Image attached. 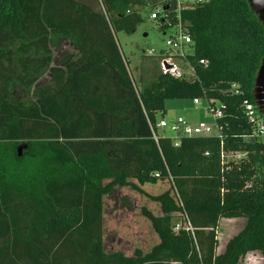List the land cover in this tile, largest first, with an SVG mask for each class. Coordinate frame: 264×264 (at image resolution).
<instances>
[{
	"label": "trees",
	"instance_id": "trees-1",
	"mask_svg": "<svg viewBox=\"0 0 264 264\" xmlns=\"http://www.w3.org/2000/svg\"><path fill=\"white\" fill-rule=\"evenodd\" d=\"M97 1L93 11L73 0H0V264H241L252 252L264 259V140L243 106L254 104L264 57L257 16L242 0H208L183 13L194 76L158 74L137 88L115 35L142 22L144 1ZM63 43L73 52L51 67ZM168 100L220 111L221 139L159 136ZM162 182L168 188L158 194L144 190ZM124 189L160 211L143 205L157 243L129 255L107 251L104 236V201L129 209L116 193ZM222 219L244 226L217 254Z\"/></svg>",
	"mask_w": 264,
	"mask_h": 264
},
{
	"label": "rangeland",
	"instance_id": "rangeland-1",
	"mask_svg": "<svg viewBox=\"0 0 264 264\" xmlns=\"http://www.w3.org/2000/svg\"><path fill=\"white\" fill-rule=\"evenodd\" d=\"M73 1L87 6L93 11H96L99 8V3L97 0ZM140 12L142 22L136 26L132 33L127 34L124 32H117L115 35L117 46L119 47L123 58L128 63L130 76L137 88H139L142 83L147 84L153 79V77L159 74L157 69L158 58L156 56L149 57L147 55L148 52H154L155 54H158L159 52L166 50L165 37L163 36V32L160 29L159 22L150 20V11L148 9H143ZM61 48V52H53L51 67H57L60 65L59 59L61 58V55L70 54L73 52L72 46H70L68 43H63ZM46 82H48V73H46L44 77H42L38 81L37 84L42 85ZM18 94H20V96L23 98L26 97V95L22 94L21 92H18ZM206 107L207 106L204 104L194 105L193 102H190L188 100H168L165 102L166 113L164 115V119L168 122H171L176 118L181 117L192 125L203 123L209 126H213V113L210 112ZM215 133L216 132L213 131V134ZM157 134L159 136H167L174 142H177L180 138L184 137L182 135V132L175 133L167 129H158ZM143 187L144 190L148 192L147 194L154 195L167 189L168 184L165 182L159 183L157 186L145 184ZM116 193H118L119 196L126 194L125 201L130 203V208L128 209V211L130 212V214L135 216L134 220H136V224H139L141 228L143 241L140 242V240H135L137 235L134 233L130 225L126 227L122 226L120 223L117 227H115V229L112 227L113 223L117 225V223L122 220V215H120L117 210L115 211L114 209H118L120 213L122 212L120 210L124 211L127 209L120 208V205L118 203L114 204V199L112 197L113 200H111L110 198L104 201L106 215L104 221V236L107 251L110 252L117 249V247L111 248L109 245V239L112 238V236H115L112 230L119 231L124 240H129L128 244L125 243L123 246H118L119 249H122L125 254L132 253L133 248L136 246L141 247L142 250H149L150 247L155 243V235H152L150 233V228L148 223H146V220L142 221L143 217H141L142 215L140 213V210L142 209L143 205L149 204L151 213L153 215H159V207L149 202L144 196L133 191L124 189L120 191L117 190ZM153 210L154 212H152ZM115 212H117L120 216L115 217ZM179 221H181V218L177 217L174 220V223L178 224ZM242 224H244L243 219H224L219 223L217 230V242L219 249L224 246L227 240L233 237V234L236 235V233L242 229ZM141 235L138 234L137 238L140 239L142 237Z\"/></svg>",
	"mask_w": 264,
	"mask_h": 264
},
{
	"label": "built area",
	"instance_id": "built-area-1",
	"mask_svg": "<svg viewBox=\"0 0 264 264\" xmlns=\"http://www.w3.org/2000/svg\"><path fill=\"white\" fill-rule=\"evenodd\" d=\"M144 5L142 9H148L150 11V20L159 22V26L165 37L166 50L161 51L158 54L154 52H148L149 57H157L158 60V72L162 75L170 76L174 79H187L194 76V69L188 62L194 52L192 40L188 34L186 22L183 20V13L191 11L199 6L204 5L208 0H143ZM136 8H139L136 6ZM141 9V8H139ZM204 67L205 61L200 62ZM232 89L237 94V86H233ZM194 105H200L198 100L192 101ZM245 109V117L247 123L254 128V136L258 139L264 140V119L262 115L257 112L255 104H251L248 101L243 102ZM213 113V117L219 118L222 113L212 107H206ZM156 129H167L172 132H182L184 137H218L221 139L220 128L213 123V126H209L203 123L192 125L181 117L176 118L174 121L168 122L166 120L160 121L156 125ZM152 131V129H151ZM213 131L216 133L213 134ZM153 139L156 141V137L152 131ZM175 142V144H177ZM237 159L240 155L235 156ZM181 225L178 223L175 225L174 230L178 231ZM185 229L192 233V229L187 224Z\"/></svg>",
	"mask_w": 264,
	"mask_h": 264
},
{
	"label": "crops",
	"instance_id": "crops-1",
	"mask_svg": "<svg viewBox=\"0 0 264 264\" xmlns=\"http://www.w3.org/2000/svg\"><path fill=\"white\" fill-rule=\"evenodd\" d=\"M135 183V182H134ZM125 196H126V194H125ZM149 206H147V208H148ZM115 211L117 210V212L120 214V215H122V220H120L119 221V223H117V225L115 224V223H113L112 224V227L115 229V227H117L120 223H121V225L122 226H131L132 227V230L134 231V233L138 236V234L139 235H141V228H140V226H139V224H136V220H134V218H135V216H133L132 214H130V212L128 211V209H126V210H120V211H122L121 213L119 212V210L118 209H114ZM117 212H115V217L116 216H120ZM131 216V217H130ZM114 217V218H115ZM142 217V216H141ZM130 219H132V220H130ZM140 219H142V218H140ZM222 220H224V219H222ZM221 220V221H222ZM227 220V219H226ZM231 220H235V219H231ZM142 221H144V218L142 219ZM220 221V222H221ZM219 222V223H220ZM147 223V222H146ZM144 224V223H143ZM241 226H244V224H242ZM243 228V227H242ZM112 232L114 233V235L115 236H112V238H110L109 239V245H110V247L111 248H113V247H117V249H115V250H113V251H122L123 252V250L122 249H119V245H124L125 243H127L128 244V242H129V240L128 239H126V240H124L123 239V236H121L120 235V232L119 231H117V230H112ZM150 233L152 234V235H154L153 233H152V231L150 230ZM238 233V232H237ZM236 233V234H237ZM235 234H233V236H234ZM137 236H136V241H138V240H140V242L141 241H143L142 240V238H143V236L140 238V239H138L137 238ZM134 237V236H133ZM126 241V242H125ZM228 241V240H227ZM157 243V238H156V236H155V243H154V245ZM137 244V243H136ZM226 244V243H225ZM225 244H224V246H225ZM153 246V245H152ZM151 246V247H152ZM224 246L222 247V248H220L219 249V247H217V250H216V252H217V254H220V253H222L223 252V250H224ZM150 247V248H151ZM140 249L141 247H138V246H136V247H134L133 248V251L135 250V249ZM141 250H142V248H141ZM144 251H146V250H144ZM112 252V251H111ZM131 254V253H130ZM129 255V254H128ZM241 264H264V259L260 256V254L259 253H257V252H252V253H248L245 257H244V259H243V261L241 262Z\"/></svg>",
	"mask_w": 264,
	"mask_h": 264
},
{
	"label": "water",
	"instance_id": "water-1",
	"mask_svg": "<svg viewBox=\"0 0 264 264\" xmlns=\"http://www.w3.org/2000/svg\"><path fill=\"white\" fill-rule=\"evenodd\" d=\"M242 1L248 4L250 11L257 16L258 21L264 28V0ZM251 95L257 108V112L262 115L264 119V57L261 60L260 66L258 68ZM25 148L26 146L17 148V154L19 157L21 156V151Z\"/></svg>",
	"mask_w": 264,
	"mask_h": 264
}]
</instances>
